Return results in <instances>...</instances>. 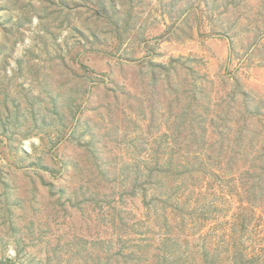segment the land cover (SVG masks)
<instances>
[{
	"label": "rangeland",
	"instance_id": "1",
	"mask_svg": "<svg viewBox=\"0 0 264 264\" xmlns=\"http://www.w3.org/2000/svg\"><path fill=\"white\" fill-rule=\"evenodd\" d=\"M263 146L264 0H0V264H263L249 163L217 161ZM196 150L218 174L166 209L151 170Z\"/></svg>",
	"mask_w": 264,
	"mask_h": 264
},
{
	"label": "trees",
	"instance_id": "2",
	"mask_svg": "<svg viewBox=\"0 0 264 264\" xmlns=\"http://www.w3.org/2000/svg\"><path fill=\"white\" fill-rule=\"evenodd\" d=\"M191 107H192V103H190L189 108ZM191 122L193 123V121ZM244 140H245V135L241 134V135H238L236 137V140L234 141H236L238 144H242ZM201 141H205V135L203 136V139ZM225 149L226 148H223V151L219 152L220 155H218L217 157L218 162H222L223 158H227L229 165L232 163L235 165V163L240 158H242V159H246V163H249L248 168L245 170V172L241 173V178H240L241 184L243 185L242 188L245 189V195L243 194L245 197L244 199L245 202L242 205V209L250 210L252 211L253 215H255L256 209L258 208L264 209V146L261 148L259 152L255 154L254 158H252V156L250 155L249 156L244 155L242 150L240 149H232V148L230 150H225ZM227 151L230 152V154H228ZM190 155L193 156L194 160H197L196 162L198 163L197 165L189 164L185 166H179L176 168L178 169V171L175 170V168H173L171 165L161 166V168L158 167L157 165L151 170L150 178L152 180L155 178H159L157 175H162L164 176L165 179L168 177H171L172 179V183H170V185L166 187L164 195L161 197H154V199L164 204L166 206V209L173 208L179 211L184 209L182 206L175 204L176 203L175 199H177V201L178 199H180L179 196L176 197V188L178 185L176 184V181L177 179L180 178V176H181L180 184H182L183 186L186 180H188L189 178L191 179V181H193L194 179H195L194 181L198 180V182H191V183L187 182L186 183L188 190H191L192 186L196 185L194 189L191 190L192 192L196 190L197 186L203 187L204 184H208L209 182L207 181L210 180V176H216L218 174L217 173L218 170L215 168H213L212 170H209L208 159H206V155L202 150H196L194 152L189 153L187 160L188 159L191 160ZM78 165L80 164L78 163L74 164V162H72V163L67 164L63 169L66 173L70 172V169H71L70 167H74L76 170L79 171L80 167L78 168ZM43 167L45 170H48L49 168L48 166H46V164H41V168ZM52 170L55 171V168H51L48 171H52ZM206 178H207V181H206ZM159 179H160L159 183H161L162 180L161 178ZM151 184L153 183L151 182ZM164 186H166V184ZM156 188H158L157 184H156ZM240 193L242 194V192ZM91 199L92 201H96V202L100 201L99 197L95 195ZM145 201L146 203H148V200L146 197H145ZM204 217L205 219H207L206 217H209V213L208 212L205 213ZM164 239H165L164 240L165 245H168L176 240L171 235L167 236ZM196 251L198 252V250ZM204 251L206 254L202 256L203 258H201L199 262L201 261L203 264H217L218 263V260H217L218 256L215 251L210 252L211 249L206 245L204 246ZM173 256H174L173 252H165L164 254L160 255V260L158 264H186L188 263V259L186 258V255L184 256L180 255L176 259H173ZM260 256L261 255H257V254H252L249 256L241 255L239 252L235 251L233 264H257L256 260L259 259ZM191 258L195 259V256ZM259 264H262V262Z\"/></svg>",
	"mask_w": 264,
	"mask_h": 264
}]
</instances>
